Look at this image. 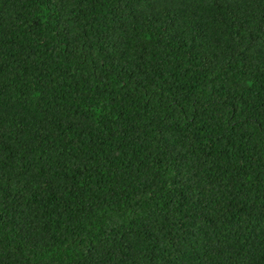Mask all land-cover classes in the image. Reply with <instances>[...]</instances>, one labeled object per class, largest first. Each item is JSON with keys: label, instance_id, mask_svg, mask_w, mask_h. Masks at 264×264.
I'll list each match as a JSON object with an SVG mask.
<instances>
[{"label": "trees", "instance_id": "trees-1", "mask_svg": "<svg viewBox=\"0 0 264 264\" xmlns=\"http://www.w3.org/2000/svg\"><path fill=\"white\" fill-rule=\"evenodd\" d=\"M0 264H264V0H0Z\"/></svg>", "mask_w": 264, "mask_h": 264}]
</instances>
